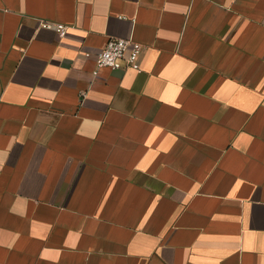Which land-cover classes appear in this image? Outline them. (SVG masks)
<instances>
[{"label":"crops","instance_id":"crops-1","mask_svg":"<svg viewBox=\"0 0 264 264\" xmlns=\"http://www.w3.org/2000/svg\"><path fill=\"white\" fill-rule=\"evenodd\" d=\"M0 264H264V0H0Z\"/></svg>","mask_w":264,"mask_h":264},{"label":"built area","instance_id":"built-area-1","mask_svg":"<svg viewBox=\"0 0 264 264\" xmlns=\"http://www.w3.org/2000/svg\"><path fill=\"white\" fill-rule=\"evenodd\" d=\"M41 26L55 30L60 37L68 34L67 26L61 24L42 22ZM143 51V46L133 40L112 38L97 56V69L109 68L112 71L127 69L140 72ZM94 74H97V70Z\"/></svg>","mask_w":264,"mask_h":264}]
</instances>
